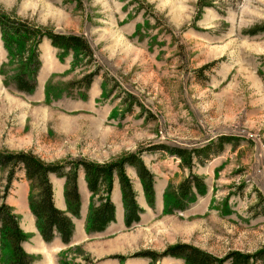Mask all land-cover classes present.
Instances as JSON below:
<instances>
[{"label": "rangeland", "instance_id": "rangeland-1", "mask_svg": "<svg viewBox=\"0 0 264 264\" xmlns=\"http://www.w3.org/2000/svg\"><path fill=\"white\" fill-rule=\"evenodd\" d=\"M0 13L81 36L92 51L91 58L73 51L61 55L43 40L36 88L25 93L13 77L27 51L11 58L0 34V151H31L66 169L78 160L104 164L140 154L154 176L150 205L136 169L126 168L143 209L139 221L127 226L118 204L124 222L113 232L62 247L58 238L46 244L28 230L29 183L17 169L5 201L28 236L23 246L33 264H99L87 246L112 250L104 256L117 264L177 244L217 258L264 248V0H0ZM92 72L90 88L74 83ZM221 138L229 142L218 150ZM163 146L208 149L209 158L195 157L189 168ZM190 174L200 176L204 188L194 189L185 209H169L167 201ZM7 175L0 169V203ZM51 181L58 206L65 179L52 174ZM84 181L80 168L83 210L80 218L69 215L90 233L92 194ZM117 182L115 175L113 190ZM94 200L99 203L98 196Z\"/></svg>", "mask_w": 264, "mask_h": 264}, {"label": "trees", "instance_id": "trees-1", "mask_svg": "<svg viewBox=\"0 0 264 264\" xmlns=\"http://www.w3.org/2000/svg\"><path fill=\"white\" fill-rule=\"evenodd\" d=\"M208 5V4H207ZM260 28H253L249 33H257ZM0 34L4 47L8 50L11 58L27 51L25 60L14 75L15 87L18 91L32 93L36 88V79L41 68L38 47L47 39L50 44L57 48L61 55L70 51L91 58L92 51L87 41L78 35L61 34L45 30L28 22L11 18L0 13ZM97 72H92L81 80L74 82L83 84L86 88L92 85L93 77ZM229 138H221L217 144L218 150L223 148ZM172 154L179 157L183 164L189 168L193 166V159L198 158L202 162L209 158L208 149L200 148L187 150L185 148L169 149ZM206 156V157H205ZM127 166L136 169L140 178L144 194L150 205L154 204V176L145 165L140 154H129L109 163H95L87 160L72 162L69 169L62 163H47L31 151L4 152L0 151V169L8 171L7 184L0 203V264H33V255L27 252L23 243L27 240L26 232L21 228L18 216L5 199L17 169L24 170L25 178L29 183L28 205L35 218L36 227L45 242H51L56 236L68 244L75 230L72 216H80V192L78 186V172L82 168L87 187L92 194L90 209L88 211L86 228L88 232H100L105 230L111 223L116 221V206L111 199L115 175L119 179L122 193V202L125 210V223L127 226L140 220L143 209L136 200L131 178L126 173ZM64 178V197L67 210L60 209L55 204L54 188L51 175ZM204 188L202 178L196 174H190L183 180L171 195L169 209H185L194 199L196 191ZM105 194V195H104ZM94 196L99 197L96 203ZM69 213L71 215H69ZM166 256L182 259L185 264H223L229 261L231 264H264V248L256 254H243L232 252L225 258H217L189 244H177L168 247L161 253L154 251H141L130 257H149L152 261ZM121 261L127 258L124 255H115ZM66 264V263H62Z\"/></svg>", "mask_w": 264, "mask_h": 264}, {"label": "crops", "instance_id": "crops-1", "mask_svg": "<svg viewBox=\"0 0 264 264\" xmlns=\"http://www.w3.org/2000/svg\"><path fill=\"white\" fill-rule=\"evenodd\" d=\"M85 182V181H84ZM64 183V182H63ZM63 185V184H62ZM61 185V190H60V193H59V196H58V207L60 209H66L67 208V204H66V201H65V197H64V186ZM86 185V184H85ZM115 193H118V197H119V203L118 202H115L116 203V222H113L111 223L105 230L103 231H100V232H90V233H87L84 229H83V225H78L76 223L77 219L76 217H74L75 221V230H74V233L71 237V240L68 244L64 243L60 236H56V238H58L60 244L62 247H67L68 245H72L76 242H79L81 241L82 238H94V237H98L100 238L101 236L103 235H106V234H109L111 232H113V229L114 227H119V225L121 223H123V215H122V212L120 211V207H118V204H120L121 206H123V202H122V197L120 196V193H121V189H120V185L118 184V182L115 184L114 186V190H113V194ZM122 195V193H121ZM82 202H83V199H82ZM88 202V200H87ZM84 204V203H83ZM57 205V204H56ZM85 206H86V203H85ZM83 210V208H82ZM82 210L80 209V216H81V212ZM30 217H31V221H32V228H28V230H35L38 234L39 231L36 227V223H35V218L33 216V214L31 213L30 214ZM80 218V217H78ZM41 236V235H40ZM55 238V239H56ZM83 240V239H82ZM44 241V240H43ZM45 242V241H44ZM46 243V242H45ZM47 244V243H46ZM39 247V246H38ZM37 247V248H38ZM119 246H116V248H118ZM36 248V247H35ZM87 249L90 250L94 255H96L97 258H101L99 264H117V262L114 260V259H111V258H105L104 254H107V253H110L112 252V250H109V249H104L103 246H101V248L99 246H87ZM29 251H34L33 249H30ZM44 251V250H43ZM42 253V252H41ZM148 258H144V257H135V258H131L126 264H129V263H133V264H148ZM182 263L183 261H181L180 259H175V262H173V264H177V263Z\"/></svg>", "mask_w": 264, "mask_h": 264}]
</instances>
